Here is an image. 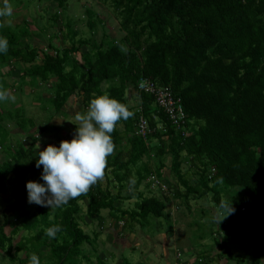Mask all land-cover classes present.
Masks as SVG:
<instances>
[{
	"label": "trees",
	"instance_id": "obj_1",
	"mask_svg": "<svg viewBox=\"0 0 264 264\" xmlns=\"http://www.w3.org/2000/svg\"><path fill=\"white\" fill-rule=\"evenodd\" d=\"M111 2L118 17L116 24L120 25L119 37H106L102 27L101 42L80 40L75 45L72 33L73 37H68L70 47L61 52L51 43L41 51L30 47L25 43L30 34L19 26L0 27V36L6 37L9 45L7 52L0 54V71L5 68L0 76L11 75L13 61L23 66L15 68L21 75L14 79L12 96L25 85L46 92L44 87L52 83L51 97L39 101L52 108L51 119L62 116L71 97H81L86 110L90 99L102 94L133 112L128 119L118 121L111 133L114 150L107 157L103 186L97 180L86 193L59 208L31 207L25 189L28 166L32 158L35 160L36 151L43 150H37L39 138L59 129L52 124L33 129L36 125L23 116L21 105H14L12 112L6 108L9 100L0 101V150L7 156L0 164V194L10 188L9 230L0 226V252L5 254L6 263L29 264L31 255L36 254L40 264H77L81 246L90 239L79 227L82 201L88 203V217L107 211L111 220L121 221L125 229L132 230L148 224L150 218L168 220L169 202L179 206L189 197L200 199L208 193L220 212L223 191L239 189L240 196H232L227 202L238 215L232 212L217 225L211 217L207 231L202 226L193 240L211 238L214 247L235 264L248 262L247 257L249 264H263L264 0ZM94 21L87 26L91 35L104 25L96 17ZM79 47L86 48L80 61L74 57ZM144 79L179 99L185 115L179 127L165 116L152 94L138 91V83ZM7 87L1 81L0 90ZM130 98L137 101L134 107L129 105ZM139 115L152 130L145 137L136 133ZM6 122L21 132L20 140ZM21 139L28 144L25 146ZM153 140L157 143L152 146ZM60 141L56 139L55 145ZM167 154L171 156L170 172L184 193L181 195L177 188L170 196L137 193L146 180L161 183ZM184 163L196 168L195 184L182 173ZM38 169L41 171L42 166ZM130 200H134L133 207H123ZM57 224L61 231L56 237L46 236L45 229ZM231 246L242 249L233 254ZM175 260L182 262L180 251Z\"/></svg>",
	"mask_w": 264,
	"mask_h": 264
},
{
	"label": "rangeland",
	"instance_id": "obj_2",
	"mask_svg": "<svg viewBox=\"0 0 264 264\" xmlns=\"http://www.w3.org/2000/svg\"><path fill=\"white\" fill-rule=\"evenodd\" d=\"M4 2L5 0H0V8L3 7ZM7 2L12 8V13L11 15L0 16V27L3 25L14 29V26H19L20 29H26L25 32L30 35L26 37L25 43L38 51L47 48L50 43L56 46L58 52H61L62 49H68L70 47L68 37H73L72 33H75L73 37L75 45H78L80 40L101 42L102 27L105 28L104 34L108 38H118L120 35L118 29L120 25L116 24L118 17L112 7L111 0H7ZM93 13H95V16H93ZM95 17L97 22L100 19L104 25L98 27L99 24H96L98 29L91 35L90 31L92 29H88L87 26L89 21L96 22L94 21ZM32 32L34 35H31ZM49 38L51 41L48 40ZM85 49V47H79L74 56L76 60L80 61L81 54ZM11 65L13 70H11V75L0 76V85L1 81L6 83L8 85L6 90L10 95L16 89L14 88L16 86H12L15 84L14 79L21 75L19 71L15 70L23 67L17 61H13ZM69 68L70 65H67L66 71ZM3 69L5 68L1 67L0 72ZM39 84L38 87H41ZM51 86L52 83H48L44 87L46 89V92H44L42 88L34 89L29 85H25L20 91L21 94H16L15 99L9 100L10 102L6 104L8 110H12L14 105L17 108L21 105L23 116L35 123L36 126L33 129H38V127L46 124L58 126V131L45 133L39 138L37 150L44 149L47 145L56 146V139L70 141L75 134L73 128L79 126V122L75 120V115L86 111L82 105L81 97H71L63 107L62 116L51 119L52 108L39 102L40 100L45 102L51 97ZM135 103L137 104L135 98L129 99L130 107H134ZM154 120L158 122L157 118ZM7 123L11 128V133L19 139L21 132L14 127L12 122ZM119 129L121 130L120 127ZM21 142L25 146L28 144L26 139L24 141L21 139ZM156 143L155 140L151 141L152 146ZM5 160H7V156L0 150V164ZM31 160L32 162L28 166L30 172L26 177V182L37 181L43 183L40 180L41 171L35 166V160L33 158ZM163 161L165 167L162 170L161 183L152 180L151 183L153 184H151L146 180L143 184L145 186L142 185L138 189L140 192L137 191V193L154 197L170 196L171 190L174 188H177L181 195L184 193V189L177 186L170 172L171 156L167 154ZM32 169H35L36 172H31ZM181 171L186 177L190 178V184H195L198 175L195 167H189L184 163L181 165ZM98 181L102 186L105 183L103 177ZM9 191L10 188L7 192L0 194V226L6 232L9 230L8 221L11 220L10 212L7 210ZM112 191H115V189ZM129 194L130 190L124 196ZM240 194L239 189L225 190L222 193L221 200L222 202H228L232 196H240ZM87 204V201L79 203L81 206L79 227L90 239L89 242L81 246L82 254L77 258V264H122L124 260H127L129 264H179L175 263L179 251L182 255L181 264H235L233 261H229L224 253L219 252L214 247L211 238H205L201 242L197 237H194L193 240V236L199 234L198 230L202 226L204 231H207L209 220L214 214L219 213L211 201L210 193L200 199L189 197L187 203L179 206H176L177 202H169L166 206V212L169 214L168 220L150 218L148 224L136 225L132 230L125 229L121 221L111 220L107 216V211H102L98 217H88L86 214ZM34 205V203L31 204V207H34ZM133 205L134 200H130L126 201L123 207L131 209ZM238 213L239 211H234L233 215L236 216ZM226 219L227 217L222 222H225ZM241 249L242 247L239 246H231L230 252L236 254ZM219 253L220 257L217 256ZM246 259L248 262L244 264H249V257ZM0 264H7L5 254L2 252H0Z\"/></svg>",
	"mask_w": 264,
	"mask_h": 264
},
{
	"label": "clouds",
	"instance_id": "obj_3",
	"mask_svg": "<svg viewBox=\"0 0 264 264\" xmlns=\"http://www.w3.org/2000/svg\"><path fill=\"white\" fill-rule=\"evenodd\" d=\"M12 8L5 0L0 8V16L11 15ZM6 37L0 36V54L8 50ZM7 90H0V101L14 100ZM178 99V98H176ZM133 115L127 105L107 94L90 99L87 109L77 113L75 120L79 126L70 141H60L59 146L47 145L36 151L35 166L41 168L40 180L25 183L26 199L29 204L59 208L70 199L86 193L104 175L107 157L114 150L111 133L116 123ZM220 212L214 214L215 224L234 212L231 203L221 202ZM61 231L60 225L45 229V235L55 238ZM29 264H40L36 254H32Z\"/></svg>",
	"mask_w": 264,
	"mask_h": 264
},
{
	"label": "built area",
	"instance_id": "obj_4",
	"mask_svg": "<svg viewBox=\"0 0 264 264\" xmlns=\"http://www.w3.org/2000/svg\"><path fill=\"white\" fill-rule=\"evenodd\" d=\"M138 91H144L146 93L152 94L156 99V104L162 108V112L168 119L172 121L174 125L179 127L180 124L183 123L185 115L183 114L179 105L180 101L179 99L174 98L168 89L155 87L154 83L144 79L139 81ZM151 132L152 130L150 129L147 121L139 115L136 133L140 134L141 137H145Z\"/></svg>",
	"mask_w": 264,
	"mask_h": 264
}]
</instances>
